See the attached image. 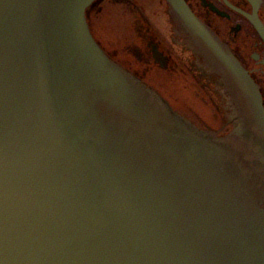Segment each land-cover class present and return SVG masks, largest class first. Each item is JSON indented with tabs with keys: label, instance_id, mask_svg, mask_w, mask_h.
<instances>
[{
	"label": "water",
	"instance_id": "95a60500",
	"mask_svg": "<svg viewBox=\"0 0 264 264\" xmlns=\"http://www.w3.org/2000/svg\"><path fill=\"white\" fill-rule=\"evenodd\" d=\"M98 1L0 0V264H264L260 85L186 0H127L214 83L203 126L105 51Z\"/></svg>",
	"mask_w": 264,
	"mask_h": 264
},
{
	"label": "flooded vegetation",
	"instance_id": "af4514ba",
	"mask_svg": "<svg viewBox=\"0 0 264 264\" xmlns=\"http://www.w3.org/2000/svg\"><path fill=\"white\" fill-rule=\"evenodd\" d=\"M125 0H110V2L123 3ZM198 19L212 31L218 39L227 45L239 59V61L251 71L253 78L260 85L264 99V42L258 35L251 23L249 16L253 15L255 6L257 16L264 24V0L251 2L249 0H186ZM95 4V3H94ZM128 6L127 4L123 3ZM129 4V3H128ZM94 6V5H93ZM94 8L91 7L90 10ZM128 17L133 22L132 27H137V40L140 46H133L127 49L109 45H102L105 51L119 63L132 76L146 82L150 76H171L176 70L177 61L180 62V73H184L192 79L202 82V88L207 93H214V83L206 78H201L199 71H193V54L186 49L182 41L176 36L168 38L161 35L160 30L145 19L144 15H137L136 9L129 4ZM94 14L98 10L93 9ZM138 12V11H137ZM169 12V11H168ZM90 16V14H89ZM149 23H148V22ZM174 20L170 17L168 24L174 30ZM175 31V30H174ZM176 35V33H175ZM174 44H173V43ZM116 44V43H115ZM181 44V53L171 52L172 45ZM189 52V55H188ZM177 53V55H176ZM177 72V71H176ZM200 84V83H199ZM150 86V85H149ZM215 95V93H214Z\"/></svg>",
	"mask_w": 264,
	"mask_h": 264
},
{
	"label": "rangeland",
	"instance_id": "374dc122",
	"mask_svg": "<svg viewBox=\"0 0 264 264\" xmlns=\"http://www.w3.org/2000/svg\"><path fill=\"white\" fill-rule=\"evenodd\" d=\"M123 3L118 4L117 2H110V0H99L88 13V15L90 14L89 22L91 28L100 44L106 45L108 43L109 45L119 47V50L122 47H127L128 49L131 47V44L133 46H140V42L137 40L139 29L132 27L133 22L127 14L130 9L129 4L131 8L136 9L137 15L143 14L145 19L148 20L135 2L126 0ZM93 9L98 10V12L94 14L92 12ZM153 26L155 29L158 28V25ZM161 35H163L162 32ZM170 50L175 55L173 45ZM176 61L178 67L174 70V75H162L161 79H158V76L152 75L146 81L148 85L152 86L170 104L176 105L181 102L191 108L192 115L197 116L203 126L206 124L214 130L224 126L220 113L217 107H215L216 102H209L201 84H199L200 82L197 83L196 80H193L188 75L178 72L181 65L177 59ZM224 134H227L225 128L221 135Z\"/></svg>",
	"mask_w": 264,
	"mask_h": 264
},
{
	"label": "bare ground",
	"instance_id": "6f19581e",
	"mask_svg": "<svg viewBox=\"0 0 264 264\" xmlns=\"http://www.w3.org/2000/svg\"><path fill=\"white\" fill-rule=\"evenodd\" d=\"M93 5H94V4H92V5L89 7V9H90ZM89 9L87 10V17H88V19H89V17H90V16L88 15V13H89V12H88Z\"/></svg>",
	"mask_w": 264,
	"mask_h": 264
}]
</instances>
